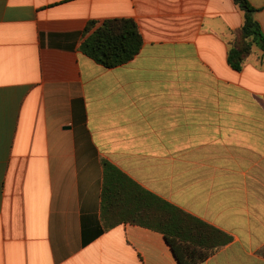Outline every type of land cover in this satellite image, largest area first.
<instances>
[{
	"label": "crops",
	"instance_id": "crops-1",
	"mask_svg": "<svg viewBox=\"0 0 264 264\" xmlns=\"http://www.w3.org/2000/svg\"><path fill=\"white\" fill-rule=\"evenodd\" d=\"M240 9L0 0V264H179L154 229L106 228L104 161L233 237L202 264H264V57L227 63ZM114 18L144 44L106 68L81 45Z\"/></svg>",
	"mask_w": 264,
	"mask_h": 264
},
{
	"label": "trees",
	"instance_id": "trees-1",
	"mask_svg": "<svg viewBox=\"0 0 264 264\" xmlns=\"http://www.w3.org/2000/svg\"><path fill=\"white\" fill-rule=\"evenodd\" d=\"M244 12L243 26L233 33L228 64L241 71L258 48L264 57V30L249 0H235ZM96 25L92 22L89 29ZM144 44L137 23L131 18L105 20L81 45V50L106 68L133 60ZM102 218L106 228L133 224L162 233L179 264H202L233 237L183 211L137 184L119 168L103 162Z\"/></svg>",
	"mask_w": 264,
	"mask_h": 264
}]
</instances>
